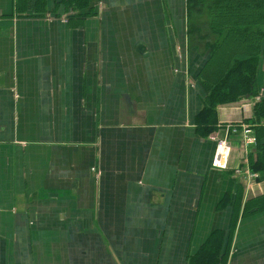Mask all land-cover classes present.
Here are the masks:
<instances>
[{
    "label": "crops",
    "instance_id": "0c3cea01",
    "mask_svg": "<svg viewBox=\"0 0 264 264\" xmlns=\"http://www.w3.org/2000/svg\"><path fill=\"white\" fill-rule=\"evenodd\" d=\"M238 3L0 0V264H264V170L245 173L264 167V0ZM209 23L260 58V100L204 111L216 78L189 31ZM241 122L256 146L245 161L232 134L214 167Z\"/></svg>",
    "mask_w": 264,
    "mask_h": 264
},
{
    "label": "trees",
    "instance_id": "16d2710c",
    "mask_svg": "<svg viewBox=\"0 0 264 264\" xmlns=\"http://www.w3.org/2000/svg\"><path fill=\"white\" fill-rule=\"evenodd\" d=\"M188 2L190 5V10H193V8H195L198 11L202 12L201 9L204 7L203 0H188ZM211 2L214 5L209 6V10L212 13L208 11V16L214 15L216 17L215 14H219L220 10H227L229 14H226V16H229L230 13L234 14L240 11L239 7L235 9L236 5L240 4L238 2H246V0H211ZM202 26L205 30L213 28L217 33H221V31L224 29L222 28V25H218L216 23L215 25H212L211 23L203 25L194 24V26L192 27L201 29ZM219 43L220 42L218 41L216 43H213L212 48L214 50V53L218 50L217 45ZM259 61L260 58L257 55H251L247 57L241 56L235 58L233 63L226 67L217 83H215V85L213 82L210 84L208 92V100H210V104L208 106V109L207 107L204 108V111H212L215 108L216 103L220 100L231 102L240 100L247 95L255 96L257 94V89L255 87ZM263 107L264 106L262 105V101L257 102V104L254 106L255 113H260L261 115V113H263ZM261 169L264 170L263 165H254V171H258ZM216 250L218 251L217 248Z\"/></svg>",
    "mask_w": 264,
    "mask_h": 264
},
{
    "label": "rangeland",
    "instance_id": "374dc122",
    "mask_svg": "<svg viewBox=\"0 0 264 264\" xmlns=\"http://www.w3.org/2000/svg\"><path fill=\"white\" fill-rule=\"evenodd\" d=\"M203 5H204V7L201 10L203 13H205L208 11L211 12L209 10L210 9L209 6L214 5V4L211 2V0L210 1L209 0H203ZM213 9H214V7H213ZM67 11H69V9ZM194 13H195L194 15H197L198 11H195ZM227 13H228L227 10L226 11L220 10L219 11V17H221V18L225 17V18L229 19V17L226 16ZM199 14H200V12H199ZM205 16H207V15L205 14ZM55 19H58V18L55 17ZM59 19H61L62 22H68L67 18L64 16L60 17ZM229 23H231L230 25L234 26L235 28H237V26L243 25V24H238L237 21L234 22L233 20H231ZM230 25L224 24V25H222V28L226 29V28L230 27ZM212 29L213 28L205 30V29H203V26L201 27V29H197L194 27L192 28L190 26L189 39L195 38L198 36L199 41L201 40V43L203 42L204 47L203 46H201V47L204 48L203 49L204 53H203L202 57L198 60V63H199L198 65L204 67L202 69L201 73L205 71L207 74L211 75L212 78L213 77L216 78V80H214V82L212 81L215 85V83H217L220 76L223 74L226 67L231 65L233 63V61L235 60V58L241 57V56L247 57V56H251V55H246V51L244 49L245 39L238 38L239 36L236 34L237 33L236 29L230 30V33L227 35H223L222 33H217V34H219L218 39H215L212 37V36H216V30L213 29V31H212ZM224 36H226V37H224ZM217 41L220 42L217 45L218 51H217V53H216V51L214 53L212 45H213V43H216ZM192 46H194V44L189 45V49ZM230 52L235 53V54L237 53L238 55L229 56L228 54H230ZM189 65H191V64L189 63ZM191 70L192 69L189 66V71H188L189 74L188 75H189L190 80H192ZM199 77H200V75H199ZM197 79L200 81V78L197 77ZM192 82H193V80H192ZM256 95L260 96V93H257ZM250 127H252L251 133H244V134L242 132L239 133V134H241L239 138H240V142H241L243 158H245V161L247 160L248 155H249V152H246V150H250V148H252L253 146H256L255 144L250 145L247 141L249 135L252 137L256 136L253 126L250 125ZM226 131L228 134L226 137L227 139H229L230 138L229 136L232 134H238L237 131H234V127H232V126L228 127V129H226ZM231 153H232V149H231ZM246 164H247L246 166H247L249 172H258V171L253 170L252 165H250V163L247 162Z\"/></svg>",
    "mask_w": 264,
    "mask_h": 264
},
{
    "label": "built area",
    "instance_id": "2783aa9c",
    "mask_svg": "<svg viewBox=\"0 0 264 264\" xmlns=\"http://www.w3.org/2000/svg\"><path fill=\"white\" fill-rule=\"evenodd\" d=\"M256 99L260 100V97L257 96ZM231 126L234 127V131H237L238 133L242 132L244 134V133L252 132V127H250V124H246L245 122H241L239 124H233ZM247 141L250 145L252 144L256 145L257 138L256 136L252 137L249 135ZM216 142H217V146H216V151L213 157L212 165L216 168L225 169L228 167V164H229L232 145L227 138H221L217 136H216ZM246 152H249V150H246ZM237 172L242 173V170L237 169ZM245 173L247 175L248 181L250 182L253 181V179H256L259 177L258 172H249L248 168H246Z\"/></svg>",
    "mask_w": 264,
    "mask_h": 264
}]
</instances>
